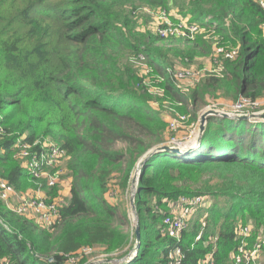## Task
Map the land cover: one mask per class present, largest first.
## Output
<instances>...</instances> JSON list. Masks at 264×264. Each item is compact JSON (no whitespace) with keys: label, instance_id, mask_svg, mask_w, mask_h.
<instances>
[{"label":"trees","instance_id":"1","mask_svg":"<svg viewBox=\"0 0 264 264\" xmlns=\"http://www.w3.org/2000/svg\"><path fill=\"white\" fill-rule=\"evenodd\" d=\"M146 6L187 8L191 20L208 29L217 23L214 32L238 47L234 58L223 61L224 76H209L183 95L172 47L191 44L209 55L212 44L204 35L171 39L141 31L135 16ZM206 15H212L208 25ZM263 26L264 8L257 0H0V178L22 193L38 190L41 181L46 189L47 179L36 176L43 167L30 166L51 143L72 176L69 198L58 203L51 226L0 200L3 264H68L84 245L129 249L136 228L107 194L116 187L130 190L144 154L167 140L168 122L152 104L164 97L150 88L153 79L192 119L218 92L237 101L259 97ZM131 58L145 60L152 71L141 75ZM202 143L195 153L160 151L143 163L136 194L141 245L128 264H166L175 239L161 232L170 213L160 210L164 199L227 197L225 205L213 203L206 213L203 240L218 236L216 264H230L236 226L251 220L264 225V122L211 117ZM55 187L47 188L49 200ZM198 232L196 224L180 244L184 264H202L211 252L195 241Z\"/></svg>","mask_w":264,"mask_h":264},{"label":"rangeland","instance_id":"2","mask_svg":"<svg viewBox=\"0 0 264 264\" xmlns=\"http://www.w3.org/2000/svg\"><path fill=\"white\" fill-rule=\"evenodd\" d=\"M260 1H263L264 4V0ZM180 9L182 8L177 10V7H174L166 11L160 7L152 8L146 6L139 11L135 19H138V25L141 31L159 33L161 36L166 38L170 37L171 39L177 36L176 34H183L188 39H196L198 36L204 35L206 37L205 39H208L212 44V50L209 55H203V48H197L195 50L191 44H175L172 47V49H176L178 52L171 58V62L179 73L177 79H179L180 91L187 97L194 89L202 85L203 81L209 76L223 77L224 75L222 73H224V69H221V63L225 60V53H232V51H236L238 47L232 46L223 36L214 32L217 23H213V29H208L204 24L191 20L192 17L187 8H184V10ZM211 18L212 15H206L203 22L208 25L210 24ZM225 21L229 24L228 19ZM192 28H194L193 31H191ZM186 53L189 55H185ZM125 61L128 62L126 59ZM131 62L137 66L141 75H148L152 71V68H150L145 60L135 61L131 58ZM151 79H153V77L149 75L147 80ZM153 80L155 84L151 85L150 88L158 93L160 97H164L162 102H152V104L156 106L153 108L168 122L169 128L167 140L160 144L178 143L177 146H179V151H172L174 154L183 156L201 150L203 145L202 141L206 135L211 117H214L216 122L222 118H229L232 120L245 119L251 121L253 125L258 122H264V93L256 98L248 96L255 104H248L245 108H242V110H238L235 108L237 100L227 99L225 97L226 93L218 92L214 96H208L207 103L200 108L197 118L192 119L191 114L180 111L177 108L179 104H175L169 96L164 95V89L158 85L157 77ZM158 103L162 107L161 109L157 108ZM214 112L217 114H212ZM235 113H243V115H247V117L237 118ZM203 115L204 119L202 117ZM202 127L203 129H201ZM190 141H192V143L188 144ZM63 159L65 158H62L61 154L57 155V153H54L52 157L45 159L42 164L45 167L42 175L45 177L55 176L56 178V187L54 188L56 194L54 198L59 203L63 202L66 198V190L69 188L72 179L71 173L65 167ZM140 171L141 169L137 166L133 172L130 190H122L112 186V188L115 189L112 190L111 194H107L111 205L120 204L121 209L127 212L134 229L137 227L139 218V212L136 206V194L140 179ZM41 183H43V181H41ZM46 191H48L47 188ZM189 197L185 198L191 200L192 198ZM203 197L206 199H203L197 207L190 210L188 214L189 218L193 219L199 215L203 218L206 216L207 208L211 207L213 203L217 202L222 205L227 203V197L215 198L211 195ZM133 199L135 201L134 206L132 205ZM162 202L164 207L161 206L160 210L164 212L169 211V214H181V211H183L182 208H185V205L181 207L182 201L167 203L164 199ZM15 203L16 199L14 198L6 204L12 206ZM199 209H202L201 212H199ZM28 215H34V211H30ZM247 225L252 233L254 231L258 233V240L264 239V225L258 226L255 221H250ZM241 226L242 224H239L235 228L236 239H238ZM163 247H165V245H162L161 248ZM139 250L137 248V240H134L129 249L126 247L123 251L116 249L115 251L111 250L112 252H107L104 246L84 245L78 253L71 254L68 264H128L131 259H126V257L130 253H132L131 255H133V257L137 256ZM233 254L234 252L232 251L231 256ZM263 260L264 255L262 254L260 260H258V264H264Z\"/></svg>","mask_w":264,"mask_h":264},{"label":"built area","instance_id":"3","mask_svg":"<svg viewBox=\"0 0 264 264\" xmlns=\"http://www.w3.org/2000/svg\"><path fill=\"white\" fill-rule=\"evenodd\" d=\"M260 4L264 8L263 1H260ZM193 29L194 28H192L191 31H193ZM237 54L238 49L232 51V53H225V58H234ZM221 69H224L223 62L221 63ZM236 103L237 105L235 108L238 110H242V108H245L248 104H255L251 99L244 97L239 99ZM54 153H57V155L62 154L60 149L56 148L53 143H51V145L48 144L45 147V153L42 155V159L45 160L52 157ZM27 154L28 152L23 153V155ZM37 166V162H32V171H36ZM36 176L40 177L41 174L36 173ZM48 182L50 186H54L56 184L55 176H49ZM185 197L189 196H182L179 200V202H183L181 207H184L185 205V208H182L183 211H181V214H168L163 218L161 232L167 237L175 239L174 248L168 253L166 264H184L185 254L180 244L184 239L185 234L192 231L196 224H199V232L195 236V241H203L205 247L211 246V252L208 253L204 259H201L200 262L202 264H216V261L213 258V253L217 248L216 244L218 236L210 235L209 239H204L205 242L203 240V236L205 235L209 224L208 215L206 214L205 217H200L199 219H197V217L193 219L188 217L190 210L197 207L202 200L206 198L202 195H193L189 197L192 198L191 200H187ZM14 198L16 199V203L12 206V209L16 213L20 215H28V213L33 210V216H35V219L42 225L50 224L52 217L58 212L56 203H49L43 198L20 193L16 191L8 181L0 178V200L9 202ZM201 210L202 209H199V212H201ZM251 222L254 221L251 220ZM248 223L242 224L240 228L237 239L238 244L234 249V254L231 256L230 264H258V260H260L262 254L264 255V239L258 240V233L256 231L252 233L247 225ZM3 263L4 261L0 260V264Z\"/></svg>","mask_w":264,"mask_h":264},{"label":"water","instance_id":"4","mask_svg":"<svg viewBox=\"0 0 264 264\" xmlns=\"http://www.w3.org/2000/svg\"><path fill=\"white\" fill-rule=\"evenodd\" d=\"M207 114V113H206ZM212 114H217L216 112H214V113H212ZM224 115V114H223ZM235 116L237 117V118H246L247 117V115H243V113L242 114H240V113H235ZM203 117V119H204V115L202 116ZM228 117H231V116H228ZM201 129H203V127L201 128ZM192 143V141H190L188 144H191ZM177 144L178 143H171V144H159V145H156L155 147H153L152 149H150L146 154H144V156H143V158H142V160H141V163H140V165H139V168H141L142 167V165H143V163L146 161V160H148V158L150 157V156H152L154 153H156V152H160V151H170V152H172V151H179L178 150V148H179V146H177ZM132 205L134 206L135 205V201H134V199L132 200ZM136 240H137V248H138V250H139V244H140V227H139V218H138V222H137V227H136ZM132 253H130L127 257H126V259H132V258H134L133 257V255H131Z\"/></svg>","mask_w":264,"mask_h":264},{"label":"crops","instance_id":"5","mask_svg":"<svg viewBox=\"0 0 264 264\" xmlns=\"http://www.w3.org/2000/svg\"><path fill=\"white\" fill-rule=\"evenodd\" d=\"M54 145H55V143H53ZM33 162H37L38 163V166H40L41 168L43 167V170L45 169V167H44V165H42L43 163H44V160L42 159V156H41V158L39 159V160H37V161H33ZM37 166V167H38ZM31 167V166H30ZM37 170V169H36ZM43 170L41 171V176L40 177H38V178H43V177H45L44 175H42V172H43ZM46 179H47V181H46V187L47 188H52V187H55L56 186V184L54 185V186H50L49 185V182H48V179H49V177H45ZM72 180V179H71ZM7 181V180H6ZM43 184V183H42ZM42 184H41V188H39L38 190H35V191H32L31 189H28L27 190V192H25V193H23V194H27V195H30V196H35V197H40V198H43V199H45L47 202H49V203H56L57 204V209H58V212H57V214H55L53 217H52V220H51V223L50 224H47V226H51L53 223H55V221L57 220V218H58V216H59V208H58V201L55 199V198H53V199H51V200H49L48 198H49V195L47 194V191H46V189L45 188H42ZM71 185V184H70ZM49 191V190H48ZM20 193H22V192H20ZM69 194H70V186H69V188L66 190V198L64 199V201H66L68 198H69ZM51 198V197H50ZM6 203H8V201H5ZM9 207H11L12 208V206H10V205H8ZM27 216H30V215H27ZM33 216V215H32ZM33 217H35V216H33ZM37 221V220H36ZM5 227H7L6 225H4ZM8 228V227H7ZM9 229V228H8Z\"/></svg>","mask_w":264,"mask_h":264}]
</instances>
